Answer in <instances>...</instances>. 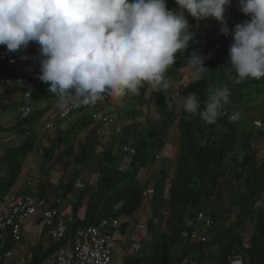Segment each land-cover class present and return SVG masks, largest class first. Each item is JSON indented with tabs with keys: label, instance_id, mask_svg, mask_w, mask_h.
<instances>
[{
	"label": "trees",
	"instance_id": "obj_1",
	"mask_svg": "<svg viewBox=\"0 0 264 264\" xmlns=\"http://www.w3.org/2000/svg\"><path fill=\"white\" fill-rule=\"evenodd\" d=\"M166 7L179 11L175 0H166ZM185 15L191 25L190 31L195 32V36L189 42L184 55L182 52L177 53L176 62L168 69V75L171 76L182 68L181 60L189 65L187 57L192 51H197L204 58V66L209 72L199 76L189 87L197 94L202 107L218 87L228 86L231 95L215 123L208 124L199 116L189 117L183 110L177 117L176 127L180 139L179 151L177 153L176 150L174 159L175 173L169 183L164 179L155 182L151 203L153 215H157L163 207L168 209L164 231L156 240L157 253L147 264H230L231 258L236 256L243 258L248 264H264V207L258 205L264 194V157L259 159L257 156L261 145H264L259 143H264V128L259 132L256 141L251 143L252 132L241 135L237 120L230 122L228 119L229 115L239 108L264 94V78L248 79L239 84L233 83L232 80L236 73L230 69L228 49L232 42L233 24L235 21L243 23L250 17L239 10L238 0H231L225 19L229 34H221L219 24L216 28L217 34L212 38L210 35H199L206 19L196 21L186 13ZM30 45L39 46L35 42H30ZM2 48L6 46L0 45V49ZM8 67L6 64H0V74L14 75ZM146 86L147 83L141 88L146 89ZM181 88L182 84L177 87L178 90ZM152 93L154 101L161 103V93ZM137 97L141 98V95L131 96ZM262 103L264 105V102L260 104ZM160 108L159 127H154V130L145 132L144 135L138 134L127 141L124 140L125 144H130L135 150L127 171L118 169V154H114L110 148L102 152L98 163V186L96 185L97 188L90 193L84 208L81 204L83 193L80 192L78 197H75L78 202L72 206L71 217L74 222L68 224L67 237L79 226L96 225L100 220L109 217L120 220L116 229L121 235L129 234L126 219H131L140 207V192L143 188L131 172L137 168L143 169L155 160L164 147L168 128L176 118L167 104L161 103ZM259 115L264 121V110ZM41 116L42 112H34L25 119H19L18 126L34 123ZM87 126L92 127L89 128L90 137L85 139L87 145H81L79 140L75 147L70 138L75 140L82 128ZM96 126L90 117L87 125L83 122L76 129H71L73 133L67 135V140L55 135L51 145L42 149L45 163L49 161L47 156L53 157L62 142L66 148H78L80 152L73 160L76 171L71 172L66 182H48L45 185L42 181L39 183L42 190L43 187H52L59 192L60 198L73 191L79 169L90 164L99 144L95 139ZM25 133V140L18 147L10 149L1 159L8 171L0 187L2 195L15 185L22 172L23 163L18 158L23 159L27 153H33L37 144L38 137L32 129L25 130ZM239 138L240 150L237 149ZM11 152H18L20 156L10 154ZM33 192L25 190L23 193L41 196L44 190L36 194ZM199 214L212 222L203 233L205 241L191 238L195 230L203 231V223L198 219ZM244 233L249 234L243 236ZM51 241L53 247L46 252L40 253L34 248L31 264H41L62 243ZM6 246L10 247L11 242Z\"/></svg>",
	"mask_w": 264,
	"mask_h": 264
},
{
	"label": "clouds",
	"instance_id": "obj_2",
	"mask_svg": "<svg viewBox=\"0 0 264 264\" xmlns=\"http://www.w3.org/2000/svg\"><path fill=\"white\" fill-rule=\"evenodd\" d=\"M175 3L179 11L169 10L166 0H0V45L13 53L26 49L30 42L39 45L38 78L48 83L50 93L57 95L60 109L69 103L95 106L105 95L114 100H122L129 93L139 95L145 83L166 92L171 82L168 69L175 64L178 52L184 55L195 36L185 13L196 21L215 19L217 24L212 26L215 36L219 24L220 33L229 34L225 11L231 0H175ZM238 4L239 10L250 19L236 24L231 32L228 58L230 69L236 73L232 78L235 84L264 78V0H238ZM187 60L197 76L209 72L197 51H192ZM180 92H184V86ZM230 95L228 86L218 87L202 107L197 94L189 93L178 98L182 101L179 107L189 117L199 116L212 124L220 117ZM238 116L235 111L228 119L235 122ZM256 120H263L258 116L251 123L258 136L264 126L256 127L253 123ZM121 124L120 133L124 128ZM125 146L133 148L130 144L122 146L118 165L125 156ZM134 154L124 171L130 168ZM257 156L264 157V145ZM149 188L152 194L141 196L142 200L153 197L154 187L143 186L141 192ZM164 213L166 216L167 210ZM139 225L146 228L145 224ZM135 243L139 244V251L140 242ZM235 258L248 264L239 256L231 258L230 264Z\"/></svg>",
	"mask_w": 264,
	"mask_h": 264
},
{
	"label": "crops",
	"instance_id": "obj_3",
	"mask_svg": "<svg viewBox=\"0 0 264 264\" xmlns=\"http://www.w3.org/2000/svg\"><path fill=\"white\" fill-rule=\"evenodd\" d=\"M227 16V14H226ZM217 23V21L213 18H207L206 21L203 24V30L199 33L200 35H207L211 33L212 26H214ZM212 34V33H211ZM210 34V35H211ZM27 49H30L32 51V54H26L24 51ZM23 52L22 56L20 59H17L14 63L9 66V70L11 71L12 74L14 75H21L28 77L29 84L26 85L25 87H20L16 89H10V88H5L0 86V110L16 105L15 109V115L14 118H7L4 122V120H1L0 118V132L1 131H8V130H13L16 127H19V130L12 134H7L5 136L0 137V148L2 147L3 149L0 150V162L1 159L8 153V151L12 148L18 147L24 140H25V130H33L35 132V135H37L38 139L40 142H37L36 146L34 147V150L37 148V145L41 147V149H45L51 145V143L55 140V135L61 138H64L67 140V135L70 136L73 133V130L70 131L71 129H76L78 126L82 125L83 122L86 125L88 124L91 114L95 110H104L107 112L111 113H117L119 115L120 121L123 123L124 129L121 133H113L112 131L106 129L100 132L99 134L95 135V139L98 140L99 144L96 146V151L95 154L92 156V160L90 164L87 166H83L82 168L79 169V175L77 176V179H80L82 183V188H77L75 187V182H74V187L73 191L69 194H67L65 197L60 198L58 197L59 192L56 191L52 187H43L44 193L41 195H46V194H52L58 199H60V203L58 205L59 212L61 217L68 223L69 217L72 215V206H73V196L78 197L77 195L82 192L83 196L81 198V204L82 207L84 208L88 197L91 192H93L97 187V181H98V163L101 158V154L104 150L107 148L111 149V151L114 154H118L121 156L122 151L121 148L123 145H126L125 142L133 138L134 135H138L141 133L134 132V134L128 133V128L131 125H134L138 122L129 121V114L123 111L122 109V103L123 100H114L112 97H110L107 102H103L102 104L95 105L93 108H86V107H80L77 110L71 111L70 113L64 115L63 117H60V113L63 109H60L57 104H58V97L55 94H52L48 91V83L42 82L38 76H39V61L41 59L40 53H39V46L37 48H32V46L29 44V46L26 49L21 50ZM26 57V58H22ZM193 70L190 65L189 67L185 64V68H181L180 71L175 72V74H172L170 76L171 82H173V78H180V80L183 78V76L189 74V72ZM175 86V85H172ZM158 90V89H157ZM24 91H27L29 93V97L24 96ZM180 91V90H179ZM184 93V92H181ZM153 94L150 96L149 101L154 107V99H153ZM129 99H132L131 97ZM261 102H264V94L261 98L255 100V101H250L248 102L244 107V110L246 112V115L242 117V115L238 116L237 122L240 127V132L242 134H249L252 132L251 135V143H253L254 138L257 135L256 132H254L251 129L250 124L248 123H240V119L244 120V118H250L251 123L252 120L255 119L256 117L260 116L258 110L256 109V104H260ZM132 104L139 110L142 109V106H140V99L133 98ZM24 105H30L33 108L34 112H42V115L44 117V120L42 123H40L38 126L35 128L29 124H22L18 126V115H19V109L24 106ZM72 105V103H69L67 106ZM66 106V107H67ZM45 108V112L43 110ZM75 112L74 114H72ZM158 113V118L160 117ZM67 115H70V119L66 122V124L62 125L56 133H54V130L56 129L55 126L59 122L63 120V118ZM148 116V115H147ZM143 118V120H140L139 124H144L146 125L149 123L148 117ZM51 124L50 128H46V125ZM89 128L91 129L92 127L87 126L83 127L82 131L74 138L75 140H72L73 137L70 138L72 144L76 147L79 143L78 141L80 140V144L87 145L85 142V139L87 137H90L89 135ZM20 131V132H19ZM121 134H124L125 136L120 137ZM14 135V136H13ZM25 135V136H24ZM144 135V134H143ZM177 139L172 140L171 143L176 144V141L179 142L180 136L179 132L176 133ZM13 137V138H12ZM12 138V139H11ZM7 139V140H6ZM126 140V141H124ZM169 141V140H168ZM167 143V145H166ZM117 145L118 149L116 150L119 153H116L113 151L112 147L114 145ZM165 149H168L171 151V162L172 165L170 166L171 172H170V177L166 180L167 183H169L170 179L175 173V168H174V159H175V153H176V148L173 147V145L170 147V141L164 143ZM38 150V149H37ZM238 150H240V147H238ZM34 152V151H33ZM36 155L42 157V153H35ZM79 156L80 152L77 149H68L66 148L64 142L60 144L57 149L55 150V153L53 157H51V160H49L45 165L47 168V173L46 177H48V171L53 168L61 174V180H59L62 183L66 182V179L70 176L72 171H76V168L73 164L74 156ZM48 157V156H47ZM1 165L6 168L5 164L1 162ZM24 167H26L24 165ZM151 170V169H150ZM24 168L22 166V172H24ZM161 171L160 166L158 163H153L152 166V171L151 174L153 175H162V173L158 172ZM95 174L96 177V184H93L91 182V175ZM155 177V176H154ZM149 182L145 185L144 187H154V184L156 181H158L152 176L147 178ZM161 179V178H160ZM44 184L46 185L48 182L51 184H54L50 182L48 179H45ZM25 186H29V184H26ZM34 191L33 193L37 192H42L43 190L40 188V186H37L36 189H27ZM25 189L23 188H16L13 186L10 188L8 191H5V193L2 195V199L9 200L15 197L17 194H24L23 192ZM31 195V194H29ZM32 196H34L32 194ZM153 197L143 199L141 202L140 207L138 208L137 212L135 213V218H133V222H136V224H145L146 228V233L142 232L139 236H134L136 237L134 240H130L127 242V244L124 246V249L127 250V248L130 246L131 243L135 242H140V250L138 253H136L133 256L131 264H147L150 262V254L148 251H146V248L142 245L144 240L147 238V236L150 233V227L152 229H155V227H161L164 231V221H165V216L163 217V214H165V210H168L167 207H163L157 215H153L151 211V203H152ZM145 215L147 221H141V217ZM150 217H153V222L150 223ZM72 218V217H71ZM163 218V219H162ZM74 220H72L70 223H73ZM69 224V223H68ZM152 224V225H151ZM151 225V226H150ZM130 234V233H129ZM52 246V241L48 238L47 236V228L45 224L43 223V220L39 216H32L26 219L22 226V233H21V239L20 241L16 242L13 244V251L14 254L8 264H31V259L33 256V250L34 248L38 252H46L47 250L51 249ZM142 249V252H141ZM124 250V256H128L126 254V251ZM115 252V248H114ZM135 256V257H134ZM149 259L148 262H145V259ZM46 259V258H45ZM42 261L41 264H45L44 261Z\"/></svg>",
	"mask_w": 264,
	"mask_h": 264
},
{
	"label": "built area",
	"instance_id": "obj_4",
	"mask_svg": "<svg viewBox=\"0 0 264 264\" xmlns=\"http://www.w3.org/2000/svg\"><path fill=\"white\" fill-rule=\"evenodd\" d=\"M26 54H32L30 49L24 51ZM23 52H10L7 48L0 49V64L11 65L17 59H20ZM40 65V63H39ZM28 85V79L21 75H6L0 74V86L10 89L25 87ZM24 96L29 97V94L24 91ZM108 96L105 95L102 102H97L96 105L106 102ZM82 105L72 104L65 107L60 117L68 114L71 110H75ZM93 108L94 106H84ZM33 112L30 105H24L19 109V119L27 118ZM91 119L97 125V132L100 133L104 129H110L114 132H120L122 124L118 119V115L109 113L104 110H95ZM234 116L230 117L233 120ZM256 127H263L264 122L256 120L253 122ZM51 124L46 125L50 128ZM125 156L118 165L120 171H124L131 161V156L134 154V149L125 146L123 147ZM8 171L1 165L0 162V187L3 180L7 177ZM75 187L81 188L80 179L75 182ZM152 189H145L141 192L142 197H147L152 194ZM60 200L52 194L43 196H32L29 194H17L9 200L2 199L0 188V264H8L12 258L13 244L20 241L22 226L26 219L32 216H39L47 228V236L50 240L60 242L55 250H53L45 259V264H110L113 250V235L112 231L119 226L118 218L109 217L100 220L96 225H85L77 227L70 237L68 234V223L72 221L71 216L68 223L61 217L58 205ZM258 205L264 206V195L258 202ZM198 219L203 223V231L195 230L191 234V238L205 241L203 236L205 230L211 225L209 218L199 214ZM139 225V228H143ZM11 242V246L7 247V243ZM139 244L134 243L128 249L127 253L134 254L138 251ZM232 261L233 264H243L241 260ZM190 264H196L194 262Z\"/></svg>",
	"mask_w": 264,
	"mask_h": 264
},
{
	"label": "rangeland",
	"instance_id": "obj_5",
	"mask_svg": "<svg viewBox=\"0 0 264 264\" xmlns=\"http://www.w3.org/2000/svg\"><path fill=\"white\" fill-rule=\"evenodd\" d=\"M229 7H230V5L226 6L225 19H226L227 10ZM236 24H238L237 21H235L233 25L235 26ZM214 31H215L214 29H211V33H213ZM211 37L214 38L215 35L212 34ZM31 46L34 49L37 48V46H33V45H31ZM181 61L183 62V65L181 67L185 68V61L184 60H181ZM186 65L189 67L188 64H186ZM39 70H40V68H39ZM178 71H180V70H178ZM198 79H199V76L194 74V71L191 70L189 72V74L183 76V78L181 80H180V78H178V79L173 78V82H170V87L166 92L162 88L158 89V90L153 89L150 85L147 84L146 89L140 88V90H139L140 95H141V98H139L140 99V106H142V109L139 111L132 104L133 98L129 99L131 96L134 97V95L129 93L127 96H125L123 103H122V109H123V111H125L126 113L129 114V121L128 122H132V121L138 122L134 125H131L128 128V130H127L128 133H130L132 135L134 134V132L144 134L145 132L154 130V127H156V126L159 127L160 123H161V116L158 118L157 114L160 113L159 111H161V108H160L161 103L167 104L168 107L170 108V111L176 115V118H175L174 122L170 125V127L168 128V133L166 134L165 141L166 142L170 141V147L173 145V147L176 148L177 153H178V151H179L178 142L176 141L175 145H174V143H171L172 140L177 139L176 133L179 132L177 127H176V123H177V117L180 114V112L182 111V109L179 107V105L182 103V101L179 100L178 98L186 97L189 93H193V90L191 89V87H189V85L193 84ZM180 84H182L184 86V93H181L177 89V87ZM172 85H175V86H172ZM152 92H156V93L160 92L161 93L160 98L162 100L161 103L154 102V107L152 106V104L149 101L150 96H152V94H153ZM169 102H170V104H169ZM15 109H16V105H12V106H8V107L0 110L1 120H4V122H5V120L7 118H14ZM256 109L258 110L259 113H261L262 110H264L263 103L262 104H256ZM43 110L45 112L46 109L43 108ZM237 112H239V116L242 115V117H244V115H246L244 107L239 108V110H237ZM74 113L75 112H73L72 114H74ZM144 116L145 117L147 116L150 122L147 123L146 125L139 124L140 120H143ZM70 117H71L70 115H67L63 118V120L61 122L56 124V126H55L56 129L54 130V133H56L58 131V129L63 124L65 125L66 122L70 119ZM43 120H44V117L42 115L40 118H38V120L36 122L31 123L29 125H31L32 128L33 127L35 128L40 123H42ZM242 122L250 124L251 129L255 132L253 125H251L250 118H247V119L244 118V120L240 119V123H242ZM17 130H19V127H16L13 130L1 131L0 137L5 136L7 134H12V133L16 132ZM122 136H125V135L121 134L120 137H122ZM240 140H241V138H239V140H237V142H238L237 149H238V147H240V143H241ZM36 141L40 142L39 139H36ZM259 143H263V142H259ZM166 145H167V143H166ZM261 146H263V145H261ZM1 149H3V148L1 147L0 150ZM112 149L114 152L119 153V151L118 152L116 151L118 149L116 144L112 147ZM35 153H40V154L43 153V150L41 149V147L39 145H37V148L34 150L33 153H27L25 155V158H23V159L18 158V160L23 163V168L25 171L21 172L20 175L17 177V179L15 181V185H14L16 188H22V189L24 188L25 190L30 188V189L34 190V189H36L37 186H40L39 183L44 181L45 179H48L50 182H52L54 184L58 183L59 180H61V174L59 173V171H57L53 168H51L48 171L49 172L48 177H46L45 172L47 173V168L45 165L46 163L44 162L45 158L43 156L40 157V156L36 155ZM10 154H13L15 156H20L18 152H11ZM46 159L51 160V157H47ZM153 163H158V165L161 168V171H158V172L159 173L161 172L162 175L151 174ZM24 165L26 167H24ZM171 165H172L171 151L168 149H165V146H164L162 151L158 154V156H156L155 160H152V163H148V165L144 166L143 169L137 168L136 170H133L131 172V174L136 177V179L138 180V182L141 185H145L149 182V180L147 178L150 176H152L153 178L156 177V179L158 181H161L160 178L167 180L170 177V172H171L170 166ZM41 170H43V172ZM91 182L93 184H96L95 174L91 175ZM26 184H29V186H25ZM72 200H73L74 204L76 202H78L74 196H73ZM164 216L165 215L163 214V217ZM133 218H135V215L131 219L130 218L126 219V221L129 224L128 230H129L130 234L121 235L117 229L112 231V235H113V239H114L113 248H115V252L112 254L110 264H131L133 256L130 254H127V253L126 254L128 256H126V255L124 256V253H125L124 252V250H125L124 246L127 244L128 241L134 240L136 238L134 236H139L140 234H142V232H144V234L146 233V230L139 228V226L133 222V220H132ZM140 220L141 221H144V220L147 221L145 215H143ZM149 221H150V223H152L153 217H150ZM162 231H163V229L161 227L157 226V227H155V229H152V227H150V233L147 236V238L144 240L145 243H143L144 245H142V246H144L146 248V251H148V253L150 254V258H152L157 253L156 240ZM141 252H142V249H141ZM148 260H149L148 258L145 259V262H148Z\"/></svg>",
	"mask_w": 264,
	"mask_h": 264
},
{
	"label": "water",
	"instance_id": "obj_6",
	"mask_svg": "<svg viewBox=\"0 0 264 264\" xmlns=\"http://www.w3.org/2000/svg\"><path fill=\"white\" fill-rule=\"evenodd\" d=\"M171 206V205H170Z\"/></svg>",
	"mask_w": 264,
	"mask_h": 264
}]
</instances>
